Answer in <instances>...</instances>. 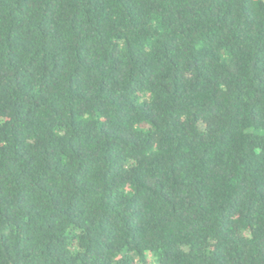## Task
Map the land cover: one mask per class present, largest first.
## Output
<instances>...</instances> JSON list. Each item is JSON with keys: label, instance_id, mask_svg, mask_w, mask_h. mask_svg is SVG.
<instances>
[{"label": "trees", "instance_id": "1", "mask_svg": "<svg viewBox=\"0 0 264 264\" xmlns=\"http://www.w3.org/2000/svg\"><path fill=\"white\" fill-rule=\"evenodd\" d=\"M0 264H264V0H0Z\"/></svg>", "mask_w": 264, "mask_h": 264}]
</instances>
